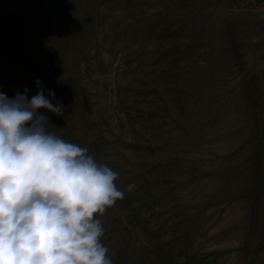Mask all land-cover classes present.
I'll return each mask as SVG.
<instances>
[{
    "label": "rangeland",
    "instance_id": "1",
    "mask_svg": "<svg viewBox=\"0 0 264 264\" xmlns=\"http://www.w3.org/2000/svg\"><path fill=\"white\" fill-rule=\"evenodd\" d=\"M37 80L119 174L113 264H264V0H0V92Z\"/></svg>",
    "mask_w": 264,
    "mask_h": 264
},
{
    "label": "clouds",
    "instance_id": "2",
    "mask_svg": "<svg viewBox=\"0 0 264 264\" xmlns=\"http://www.w3.org/2000/svg\"><path fill=\"white\" fill-rule=\"evenodd\" d=\"M36 85L30 99L0 92V264H113L97 217L123 198L119 174L49 130L38 110L63 105Z\"/></svg>",
    "mask_w": 264,
    "mask_h": 264
},
{
    "label": "trees",
    "instance_id": "3",
    "mask_svg": "<svg viewBox=\"0 0 264 264\" xmlns=\"http://www.w3.org/2000/svg\"><path fill=\"white\" fill-rule=\"evenodd\" d=\"M245 91V94L247 96V102L249 104V107L250 109L252 108V105H251V101H250V98H249V95H248V91L247 90H244ZM254 139H256V136H254ZM257 151V150H256ZM255 155L257 156V152H255Z\"/></svg>",
    "mask_w": 264,
    "mask_h": 264
}]
</instances>
